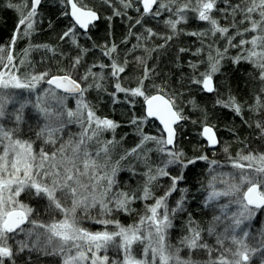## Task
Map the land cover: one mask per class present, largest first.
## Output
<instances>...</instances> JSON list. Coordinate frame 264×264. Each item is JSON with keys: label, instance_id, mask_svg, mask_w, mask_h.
Segmentation results:
<instances>
[{"label": "snow or ice", "instance_id": "obj_1", "mask_svg": "<svg viewBox=\"0 0 264 264\" xmlns=\"http://www.w3.org/2000/svg\"><path fill=\"white\" fill-rule=\"evenodd\" d=\"M105 2L107 3L109 0H105ZM141 2L144 14L157 17L160 16L161 10L169 12L171 15L165 23L173 32L178 30L179 24L187 23L189 12L193 13L199 21L207 22L210 25L208 32H191L188 35L206 36L210 33L215 36L220 33L225 36L229 47L241 49L240 53L232 58L233 63L238 64L245 61L252 64L258 72V79L264 82V0H242L241 3L235 5L228 3V0H223L224 3H228L234 18L230 27H237L235 16L238 14L243 17L240 24L247 22L249 25L243 31H237L236 36L243 37L246 33H255L250 39H240L239 44L232 42L235 39L234 36H228L229 27L220 26L219 21L213 16L215 11H224L227 14L226 9L218 8V0H184L182 3L180 0H167L166 3L164 0H141ZM40 3L41 0H31V7L26 15L20 5L8 3L9 8H16L20 12L16 33L11 41L12 45H15L20 35L21 26H25L23 35H30L34 26L33 17L36 16V9ZM66 4L70 6L71 10L63 14L70 16L74 23L64 31L61 39L74 36L76 25L81 29H87L92 21L99 19L97 12L88 9L83 4V0H66ZM23 7H27V4H24ZM125 7H130V3L125 4ZM116 14L120 15V13ZM256 16L259 19H256ZM136 23L140 24L141 20L138 19ZM147 31L150 35H154L151 29ZM171 38L168 36L165 37V40ZM246 45L248 47H245ZM209 48L211 49V45ZM115 50L116 46L112 45L110 51L105 54L110 55ZM4 51V48H0V53ZM181 51H185V49H181ZM198 51L200 50L198 49ZM224 52H227V48L224 49ZM25 54L27 55V50H25ZM223 58L224 55L219 49L216 50L215 56L210 51L208 71L201 73L198 79L193 80V83L202 85L203 90L207 92H214L213 75L219 72L220 61ZM13 59L12 53L9 52L8 63L3 67L8 68L9 65H12ZM2 60L3 57L0 56V61ZM78 63L79 58L75 60L74 66ZM111 67L114 76L125 70L115 61ZM192 67L195 68L196 65H192ZM47 76V72L34 75L29 82L25 83L16 74L10 73L9 78L5 79V74L0 73V89L13 88L32 91L36 84L45 80ZM147 78L146 70L144 79ZM46 82L68 94L84 91L77 80L69 74L51 76ZM116 90L130 91L132 96H143L147 105V116L157 118L163 125V132L166 133L161 136L147 135L138 127L137 130L141 135L140 142L132 149L126 150L120 157V160H125L130 156L137 159L142 158L147 166L148 152L153 151V149L147 148L149 142L154 143L155 151L165 157L162 160V166L155 169L148 167V171L144 173L146 180L142 195L139 197L135 193L113 192V187L117 183L115 177L119 171L120 162L116 161L115 165L111 163L110 151L115 141H104L100 137L105 131H114L120 126L118 123L111 119L97 117L91 106L84 103L83 100L77 101L76 110L66 109V97L59 95L55 90H47L45 96H37L35 101L20 103L18 108L14 107L12 112H8L7 105H14L15 99L11 94L0 92V264H5L6 258L12 260L15 255L13 248L8 244L9 234H14L17 231L24 232L25 229L22 225L26 221L35 224V221L29 220L33 209L18 199L25 190H34L35 196L46 197L50 205H54L56 209L64 212L65 218L47 226L49 235L46 236L44 242L40 240L39 234L31 246L26 241H20L19 251L29 249L30 251H43L45 254L62 255L64 257L63 264H109L108 256H101L99 253L102 249L106 250L108 245L117 238H119V247L124 251L123 264H250L253 255L257 252L264 253V232L261 233L256 246H253L248 241L250 238H255L251 237V233L246 230V222H250L258 212H264V153L249 152L247 155L239 156L238 160H233L232 167L239 169L240 172L238 177L229 174L230 180L220 181L224 185L223 190H217V177H212L209 183L211 191L205 199L206 206L218 201L220 197H230L229 203L220 205L221 214L213 217V222L207 229L208 235L216 237L215 246L206 242L203 230L192 220L191 215H189L188 223L185 226L187 234L183 235L175 245L168 243V230L173 227V218L177 213L185 211L184 205L188 189L178 187L185 178L184 170L190 165H195L199 160H208V157L187 158L182 151L174 147L176 143L174 125L187 119L181 111L177 110L174 99L166 98L159 92L156 95H145L143 80L140 81L137 88L131 90L121 88L117 83ZM255 100L256 103L252 110L264 111V88L261 89V94L257 95ZM217 103L231 108L237 115H243L242 107L234 97L229 96L226 102L218 100ZM29 104L37 113L38 130L34 132L36 140L42 141L44 144L55 145L56 134L62 131L65 123L69 122H78L81 125L82 131L78 139H70L66 144H61L56 151H45L43 147L36 151L34 149L35 141L23 138L31 131L24 115V110ZM5 117L14 123V127L6 126ZM40 119L44 121L42 126L38 122ZM131 122L137 125L140 123L137 119H133ZM21 125H24L23 130ZM256 127L264 136V122L258 121ZM202 135L210 145L214 146L218 143L213 126H209L206 122L203 124ZM92 141H95L98 146L94 152L88 150L89 143ZM169 146L173 147L169 148ZM209 163L216 165L218 162L212 160ZM170 168L174 169L177 174L172 175ZM161 177H167L170 184L162 196L155 198V203L149 206L148 214L141 217L139 225L126 228L119 226V222H115L119 231L95 233L79 226L76 217L78 208L87 212L89 208L99 206L101 214L104 215L113 211L109 205L114 204L116 209L128 211V205L133 200L153 198L151 186ZM177 192L181 193L180 198L175 201V207L169 208L168 198ZM58 193L71 199L70 208H63L61 200L57 198ZM233 204L237 207L236 211H231L230 206ZM225 221L227 223H224ZM97 222L113 223L108 220ZM221 223H224L223 231L217 232V225ZM145 224H147V230L143 231L142 228ZM28 235L31 236V232ZM53 238H57L59 243L53 246L49 253L48 247L52 245ZM134 244L144 246L143 259H136L133 255ZM73 249H75L74 253ZM182 250H187L186 256H181ZM198 253L206 254L208 258L206 260L194 258ZM261 264H264V257H262Z\"/></svg>", "mask_w": 264, "mask_h": 264}, {"label": "trees", "instance_id": "obj_2", "mask_svg": "<svg viewBox=\"0 0 264 264\" xmlns=\"http://www.w3.org/2000/svg\"><path fill=\"white\" fill-rule=\"evenodd\" d=\"M9 2L20 5L26 15L30 10L31 0H0V48L6 49L11 45L14 56L17 58L23 56L19 73L27 77L47 72L48 76L46 78L54 74L71 75L81 84L82 89H84L82 94L85 103L91 106L95 115L102 119H111L120 125L114 131L103 132L100 137H108L109 140L115 141L110 151L111 163L113 165L116 161L120 163L119 171L115 177L117 183L113 187L114 193L128 192L135 193L138 197L141 196L146 180L144 173L148 171V167L155 169L162 166V160L165 159L163 154L155 151L156 145L149 142L147 148L153 149V151L148 152L147 166L142 158L137 159L134 156L120 160L126 150L132 149L140 142L141 135L137 130L138 127L147 135L161 136L163 133L157 122L148 119L144 114V97L132 96L130 91H117L116 84L119 83L121 88L131 90L137 88L140 81L143 80L145 95L159 92L167 98L175 100L177 110L187 117L176 126L175 148L182 151L187 158L207 156L208 160H199L195 165H190L184 170L185 178L178 187L188 189L184 205L185 211L177 213L173 218V227L168 230V243L175 245L183 235L187 234L185 226L188 223L189 215H191L192 220L203 230L206 242L215 246L216 237L208 235L207 229L212 224L213 217L219 216L220 213L214 210V205L206 206L205 204L204 198L208 184L213 176L217 177V174H220L226 168L225 164L229 159H239V156L247 155L249 152L264 153V136L256 127L258 121L264 122V111L252 110L256 103L255 97L261 94L264 82L258 79V72L252 64L245 61L238 64L233 63L232 58L236 57L241 49L229 47L227 38L220 33L215 36L210 33L206 36L188 35L191 32H208L210 28L207 22L199 21L191 12L187 14V23L179 24L173 38L167 41L165 40L166 34H172L173 30L166 25L165 21L169 19L171 14L161 10L160 16L146 17L140 7L139 0H131V4L136 10L132 13L133 17L141 19V23L145 25L158 24L166 33L163 36L164 39H161L167 44L166 49L159 54L157 52L153 53V60L147 61L148 69L156 68V73L147 70L148 78L144 79L146 70L143 62L151 58V53L146 54L139 49H134L127 55L121 54V58L118 56L116 58L114 51L110 55L105 54L110 51L112 45L119 47L121 44L126 43L127 46H131L130 41L120 42L121 38L114 37L113 33L112 36L109 34V29L112 27L109 25V17L119 18L116 14L118 11L128 12L131 16L130 10H123L115 1L109 0L106 3L105 0H83V4L87 8L99 12V21L93 24L87 32H83L75 26L74 36L61 39L64 31L69 28L70 24L74 23L69 16L63 14L69 10L66 0H42L36 9V16L33 17L34 26L30 35L24 36L25 26H21L20 35L15 45H12L11 41L16 33L20 12L16 8L7 7L3 9V5H8ZM164 2L166 3L167 0H164ZM180 2L182 3L184 0H180ZM241 2L242 0H228V3L232 5ZM228 3L218 0V8L226 9L227 14L224 11H215L213 16L219 21L220 26L229 27L228 36H234L235 39L232 42L239 44L240 39H250L255 33H246L243 37L236 36L237 31H243L249 25L247 22L240 24L243 17L238 14L235 16L237 27H230L234 18L231 15ZM24 4H27V7H23ZM255 18L259 19L258 16ZM144 20L148 23H144ZM116 27L121 29L122 26L116 25L115 29ZM28 45L35 47L33 49L36 50V55L32 54L29 58L25 57L24 59L25 48ZM209 45H211V49ZM43 48L46 50L55 48L58 52L55 55L53 53L49 59L43 55ZM225 48H227L226 53L224 52ZM181 49H185V51H181ZM217 49L224 55V58L220 61L222 72L213 75L215 91L206 92L200 84L193 83V80L198 79L201 73L208 71L209 52L211 51V54L215 56ZM77 58H79V63L74 66ZM113 61L118 66L124 67V72L114 76L111 67ZM192 65H196V67L193 68ZM84 77H87V79H84ZM41 83L44 84L45 82ZM40 90V88H36L32 92L27 90L18 91L14 96L15 104H8L7 111L12 112L14 107H19L20 103L35 101V97H37ZM59 92L66 97L65 107L68 109L73 95ZM229 96L234 97L241 105L242 116L237 115L231 108L217 103L218 100L226 102ZM24 115L31 131L23 138L34 140L36 151H39L41 147L45 151H56L60 143L51 145L36 140L34 132L38 130L37 113L31 107V104L25 108ZM133 119L139 120V125L133 124L131 122ZM194 121L195 123H193ZM4 122L7 127H14V123L9 121L7 117H5ZM38 122L41 126L44 123L42 119ZM205 122L213 126L216 133L218 143L215 148H209L200 136V128ZM76 123H65L62 131L56 134L57 139L62 136V140L67 139L66 143L70 139L76 140L77 138L74 139L78 132L76 128H79ZM21 128L23 130L24 125H21ZM61 144H64V142L61 141ZM88 150L94 152L91 147ZM212 160L218 163L216 165L210 164L209 161ZM219 168L222 169L219 170ZM170 171L172 175L177 174L174 169L170 168ZM169 184L170 181L167 177H161L158 181H154L151 186L153 198L133 200L128 205V211L118 210L114 204L109 205L113 208V211L104 215L101 214L99 206L89 208L87 212L82 208H78L76 217L79 225L89 228V230H107L110 232L119 229L115 222H119V226L126 228L138 225L141 217L148 214L147 209L149 206L155 203V198L162 196ZM33 193V190H25L20 194V198L33 209L35 218L44 225V222L52 219V206L46 197H37ZM180 195L181 193L177 192L169 197L172 206L180 198ZM57 198L61 200L63 207H71L70 198L62 196L60 193L57 194ZM61 214L54 212V219L60 218ZM99 220H108L113 223L102 224L97 222ZM263 221V216L258 213L251 225L248 226L251 237L255 238L249 239L250 245L256 246L261 233L264 232ZM224 223H227V221ZM224 223L217 225V232L223 231ZM9 244H11L15 255L12 260L6 258L5 264H13V261H15V264H56L58 261L56 258H53L52 261L51 258L45 256L49 254L42 256L38 253H27V250L21 252L15 242ZM112 252H115V250H112ZM186 255L187 250H182L181 256ZM213 255L215 256V253ZM194 258L206 260L208 257L206 254L198 253Z\"/></svg>", "mask_w": 264, "mask_h": 264}, {"label": "rangeland", "instance_id": "obj_3", "mask_svg": "<svg viewBox=\"0 0 264 264\" xmlns=\"http://www.w3.org/2000/svg\"><path fill=\"white\" fill-rule=\"evenodd\" d=\"M113 1H115L118 5H120L123 10L128 9L131 12V16H130L128 14V12L125 13L124 11H118L117 13H120V15H118L119 18L108 19V21L110 22L109 25L112 26L109 29L110 36H112V33H113L114 37L121 38L120 42H126V41L129 42L130 41V44H131V46H127L126 43H123L119 47L117 46L116 50L114 51V56L116 58H118V57L121 58V54L127 55L131 50H134V49H139L140 51H143L146 54L151 53V58H149L147 60H144L145 62H143V66H144L145 70H148V71L156 73V68H152L150 70L148 69L147 61L153 60V55H152L153 53L157 52L159 54L162 50L164 51L166 49L167 44L165 43V41H161V39H164L163 36H165L166 33L164 32L163 28H161L158 24H152L151 26H149L147 24L145 25L143 23L137 24L136 21L138 20V18H135V17L132 16V13H134L136 10H135V7H133L132 4H131V0H123V2H121V0H113ZM127 3H130V7H125V4H127ZM131 6H132V10H131ZM7 7L8 6L6 4L3 5V9L7 8ZM144 23H148V22L145 21ZM116 25H121L122 26L121 29H118L117 27L115 29ZM148 29H151V32L154 33V35H150L148 33V31H147ZM174 33L175 32L172 31V34H170V35L166 34V36L167 37L171 36L173 38ZM33 48H35V47H30L29 45L26 46L25 50H27V55L24 53V59H25V57L29 58L30 55H32V54L36 55V52H35L36 50L33 49ZM111 48H112V46H111ZM42 50L44 51L43 55H45V57H47L49 59H50V56L53 53L55 55L58 52V50H56L55 48H49L47 50L45 48H43ZM9 52H11V53L13 52L11 50V45L8 46V48H6L3 53H0V56L3 57V60L0 61V73H4L5 74V79H8L9 78V74L11 73V74L18 75L21 78L22 82L27 83V82H29L31 80L32 76L42 74V73H39V74L37 73V74H34L32 76H27V77L21 75L19 73V67L21 65L20 64L21 61H23V56H21L22 58L20 56H19V58H17L16 56L13 55V53H12V55H13L14 59H13L12 65H9L8 68L3 67V65L8 63L7 55H8ZM13 65H14V67H13ZM221 72L222 71L219 70L218 73H221ZM47 79L48 78H45V80H42V81H40V82H38L36 84L35 89L36 88H40L41 89L39 91V93L37 94V96H41V97L45 96L47 90H55L59 95L63 96L58 91V89L54 88L53 86L49 85L46 82ZM41 82H45V83L42 84ZM201 87H202V85H201ZM35 89H33L32 91H34ZM24 90L29 91L28 89H13V88H9L7 90L0 89V92H6L8 94H11L14 97L18 91H24ZM32 91H29V92H32ZM79 100H83V102L85 103V100L83 98V94L82 93H79L77 95H73V97L71 98V103H70V106H69L68 109L76 110L77 101H79ZM65 104H66V100H65ZM76 126H78L79 128L75 127L78 132H77L76 137L74 139H76V138L78 139L79 134L82 131L81 125L78 122L76 123ZM8 127H10V126H8ZM202 130H203V126H201V128H200V136L203 138ZM100 139L104 140V141L109 140L108 137L107 138H100ZM61 141L64 142V144H65L67 139L62 140V136H59V138L57 139L56 144L58 145L60 143V145H61ZM60 145L58 147H60ZM89 147H91L95 151L98 146L96 145L95 141H92V142L89 143ZM260 153H263V152H260ZM233 160L234 159H229L227 161V163L225 164L226 168L224 170H222L220 174H217L218 175L217 176V180H216L217 190H223L224 185H222L220 183V181L221 180H230V175L229 174H231L232 176L238 177L240 170L232 167V161ZM235 160H238V159H235ZM221 169L222 168H219V170H221ZM210 191H211V188L209 187V184H208V189H207V193L205 194L204 201H205V199H206V197H207V195H208V193ZM18 199H19V201L21 203H23L26 206L30 207L28 204L24 203V201L21 200L20 197ZM229 200H230V197H220L218 201H215L212 204V205H214V210L219 211V213L221 214L220 205H224V204L229 203ZM47 201H48V199H47ZM167 203H168L169 208L175 207V203L172 206L171 205L172 202L170 201L169 198H168ZM51 206H52V212H51L52 213V215H51L52 219L51 220L44 222V225H43L42 223H40L35 218V216L33 215V212H34L33 211L30 214V216H29V220L35 221V224L29 223V222L26 221L25 224L22 225V227L25 229V231L24 232L17 231L14 234H9L10 235V239L8 240V244L15 242L19 246V242L20 241H26L31 246V244L36 240V236L38 234L40 236V240L42 242H44L45 239H46V236L49 235V233L47 232V226L50 225V224L62 221L65 218L64 212H62L60 209H56L54 207V205H51ZM230 207H231V211H236L237 210V207H236L235 204L231 205ZM63 208H65V207H63ZM68 208H70V206ZM54 212H57L58 214H61V212H62L60 218L54 219L55 218V216H53ZM258 213H261V215L264 218V212H258ZM258 213H257V215H258ZM256 216H254V218ZM254 218L250 222H246V225H247L246 230H248V226L251 225V223L253 222ZM41 226H43V227H41ZM79 226L82 227L81 225H79ZM242 227H244V226H242ZM82 228H84V229H86V230H88L90 232H93V233L107 231V230H89V228H85V227H82ZM142 230L143 231L147 230V224H145L143 226ZM263 230H264V223H263ZM116 231H119V229H117V230H115L113 232H116ZM29 232H31V236L28 235ZM108 232H110V231H108ZM58 243H59L58 239L57 238H53V243H52V245H49L48 252L51 253L52 247L57 245ZM9 245L11 246V244H9ZM143 247L144 246L141 245V244H134L133 245V255L136 257V259H143L144 258V256H143ZM25 250H27V253H30V254L38 253V254H40L42 256L45 255V253L43 251H38V250L30 251L29 249H25ZM112 250H115V252H112ZM65 251L67 252V248L65 249ZM72 252L74 253L75 249H73ZM99 255H101V256L107 255L108 258H109V264H113V262H116V264H123L124 251H123L122 248L119 247V238H117L115 241L111 242L108 245L106 250L102 249L101 252L99 253ZM45 256H47L48 258H51V260L53 258H56L58 260L56 264H63L64 257L62 255L49 254V255H45ZM262 257H264V253H260V252L256 253L255 255H253L251 257L250 264H261ZM51 264H54V263H51Z\"/></svg>", "mask_w": 264, "mask_h": 264}, {"label": "water", "instance_id": "obj_4", "mask_svg": "<svg viewBox=\"0 0 264 264\" xmlns=\"http://www.w3.org/2000/svg\"><path fill=\"white\" fill-rule=\"evenodd\" d=\"M41 2H42V0H41ZM40 5V4H39ZM39 5L37 6V8L39 7ZM68 7H69V10H68V12H70V6L68 5ZM142 7H143V4H142ZM88 9H91V8H88ZM92 10H94V9H92ZM94 11H96V10H94ZM97 12V11H96ZM97 15H98V17H99V14H98V12H97ZM70 17V16H69ZM71 18V17H70ZM71 20H72V18H71ZM99 19H97V20H95V21H92L91 22V24L90 25H92V24H94V23H96L97 21H98ZM73 21V20H72ZM74 22V21H73ZM90 25H89V27H90ZM78 28H79V26L78 25H76ZM89 27L87 28V29H81V28H79L81 31H83V32H86V31H88V29H89ZM54 75H60V76H63V75H65V74H54ZM54 75H51V76H54ZM51 76H49L48 77V79H50L51 78ZM74 79V78H73ZM78 82V81H77ZM79 83V82H78ZM80 84V83H79ZM51 86H53L54 88H55V85H51ZM80 87L82 88V86H81V84H80ZM59 91H61V92H63V90L62 89H58ZM206 91V90H205ZM207 92V91H206ZM63 93H65V92H63ZM158 92H156V93H153V94H151V95H156ZM66 94H68V93H66ZM76 94H79V93H73V94H70V95H76ZM162 94V93H161ZM151 95H149V96H151ZM166 98H167V96H166ZM143 105H144V114L146 115V117L148 118V119H152V120H154V121H156L157 122V124L160 126V129H161V131H162V133H163V135H166V133H164L163 132V125L160 123V121L157 119V118H155V117H148L147 116V105H146V103H145V101L143 102ZM180 122H182V121H180ZM179 122V123H180ZM178 123V124H179ZM176 126L177 125H174V127H175V131H176ZM210 126V125H209ZM214 130V129H213ZM215 132V131H214ZM176 133H177V131H176ZM203 136V135H202ZM215 136H216V133H215ZM203 138H204V140L207 142V146L209 147V148H215L216 146H217V144L216 145H214V146H212V145H210L209 143H208V141H207V139L203 136ZM216 139H217V136H216ZM218 141V140H217ZM176 144V143H175ZM173 146H169V148H172ZM174 147H175V145H174Z\"/></svg>", "mask_w": 264, "mask_h": 264}, {"label": "flooded vegetation", "instance_id": "obj_5", "mask_svg": "<svg viewBox=\"0 0 264 264\" xmlns=\"http://www.w3.org/2000/svg\"><path fill=\"white\" fill-rule=\"evenodd\" d=\"M139 4H140L141 9H143L141 0H139ZM153 7L155 8V6H153ZM97 12H98V11H97ZM98 14H99V12H98ZM145 16H146V17H149V16H152V15H151V14H145ZM99 19H100V15H99ZM98 21H99V20H98ZM98 21H97V22H98ZM94 24H95V23H94ZM92 25H93V24H92ZM92 25H90V27H91ZM90 27H89V28H90ZM88 30H89V29H88ZM86 32H87V31H86Z\"/></svg>", "mask_w": 264, "mask_h": 264}]
</instances>
